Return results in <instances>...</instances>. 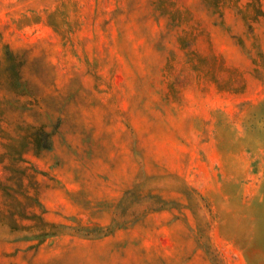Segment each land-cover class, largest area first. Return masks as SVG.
Segmentation results:
<instances>
[{
	"label": "rangeland",
	"instance_id": "1",
	"mask_svg": "<svg viewBox=\"0 0 264 264\" xmlns=\"http://www.w3.org/2000/svg\"><path fill=\"white\" fill-rule=\"evenodd\" d=\"M249 2L0 0V141L49 133L24 156L57 230L0 222V264H264Z\"/></svg>",
	"mask_w": 264,
	"mask_h": 264
},
{
	"label": "trees",
	"instance_id": "2",
	"mask_svg": "<svg viewBox=\"0 0 264 264\" xmlns=\"http://www.w3.org/2000/svg\"><path fill=\"white\" fill-rule=\"evenodd\" d=\"M249 4L254 8V18L263 15L260 0H250ZM22 129L18 140L0 141V222L11 231H27L30 245L38 246L55 236L57 230L56 224L43 216L36 172L24 154H38L47 148L50 136L42 125H26ZM1 133L0 128L2 139Z\"/></svg>",
	"mask_w": 264,
	"mask_h": 264
}]
</instances>
